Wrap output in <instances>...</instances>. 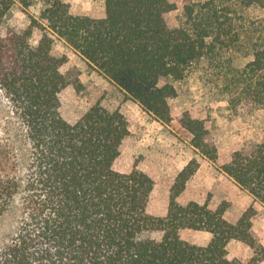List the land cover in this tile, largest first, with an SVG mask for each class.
Returning <instances> with one entry per match:
<instances>
[{
  "label": "trees",
  "instance_id": "16d2710c",
  "mask_svg": "<svg viewBox=\"0 0 264 264\" xmlns=\"http://www.w3.org/2000/svg\"><path fill=\"white\" fill-rule=\"evenodd\" d=\"M37 1L46 23L33 18L19 33L9 20L22 1L0 0V91L20 123L19 154L13 156L15 143L0 145V221L15 202L21 209L15 235L0 249V264H264L254 206L230 221L224 205L213 210L178 201L200 168L197 159L176 177L167 215L155 216L148 210L155 176L141 161L118 165L131 134L128 117L100 102L74 124L60 112L61 94L72 82L62 71L67 56L54 51L55 37L127 99L171 124L169 100L178 95L174 83L217 44L241 40L233 29V0L186 5L180 27L169 19L179 9L177 0H105L100 18L73 15L65 0L23 4ZM237 1L246 8L264 7V0ZM253 25V60L247 69L259 78L254 93L264 104V24ZM36 28L42 37L33 44ZM75 81L82 86L79 78ZM176 120L191 135L196 152L264 205V142L250 152H234L220 165L205 121L191 111ZM189 230L212 238L204 246L192 244ZM232 241L245 243L252 256H234L228 250Z\"/></svg>",
  "mask_w": 264,
  "mask_h": 264
},
{
  "label": "rangeland",
  "instance_id": "374dc122",
  "mask_svg": "<svg viewBox=\"0 0 264 264\" xmlns=\"http://www.w3.org/2000/svg\"><path fill=\"white\" fill-rule=\"evenodd\" d=\"M20 1H22L21 6L9 20L12 28L23 33L31 25L33 18L46 23L40 19L42 5L39 1L31 6L23 4L24 0ZM65 1L69 3L73 15L100 18L106 12L105 0ZM204 1L206 0H177L179 9L171 13L169 19L175 26L180 27L184 21V7ZM229 5L233 17V29L242 34L241 40L235 43L228 42L229 44L226 45L217 44L203 60L188 69L183 80L174 83L178 95L169 100L175 118L169 125L157 121L139 104L127 99L121 90L92 69L72 47L55 37L54 51L57 55L67 56L68 61L62 71L72 82L61 94L62 116L74 124L94 104L100 102L106 109L120 110L128 117L131 134L122 145V155L118 165L131 167L136 161H141L143 166L155 176L156 185L148 209L149 213L155 216L167 215L171 194L170 184L176 171L185 167L192 159L200 161L204 159L192 146L191 135L182 128L176 118L191 111L205 121L209 130V139L218 148L220 165L227 164L234 152L239 150L250 152L264 142V104L254 93L259 78L253 76L247 69V65L253 60L251 31L254 23L257 25L255 27L264 24V7L255 5L246 8L237 0L231 1ZM41 37L42 30L36 28L32 43L37 44ZM75 78H79L82 86H77ZM165 82L162 81L161 84ZM19 130L20 123L17 116L12 113L7 97L0 91V145L15 143L13 156L20 152ZM213 165L216 171H221L217 164L213 163ZM216 176L219 182L214 189L195 190L192 195L202 200L203 205L208 204L213 210L226 206V218L230 221H238L252 206H248L249 194L234 181L223 178L220 174ZM255 209L257 214L253 218L254 230L264 245V205L258 202ZM20 214V204L17 201L1 218L0 249L15 235ZM186 235L192 244L199 246L207 245L212 238L211 234L204 231L189 230ZM151 236L160 238L158 233ZM247 249H249L248 253L252 254L251 248L240 241H232L229 245V251L233 255L244 254Z\"/></svg>",
  "mask_w": 264,
  "mask_h": 264
},
{
  "label": "crops",
  "instance_id": "0c3cea01",
  "mask_svg": "<svg viewBox=\"0 0 264 264\" xmlns=\"http://www.w3.org/2000/svg\"><path fill=\"white\" fill-rule=\"evenodd\" d=\"M202 156V155H201ZM203 157V156H202ZM204 159H207L206 157H204ZM203 161H199L200 163V168L199 170L197 171L196 175L191 178L189 180V182L187 183V188L186 190L179 196L178 198V201L183 204V203H186V202H191V201H195V202H198L200 204L203 203L202 200H199L198 198H194V196L192 195V193L195 191V190H198L200 191L201 190H206V189H209V188H215V186H217V183L219 182V179L218 177L216 176L217 174H220L221 177L223 178H226V179H230L232 180L225 172H223L222 170L221 171H216V169L214 168V165L213 163H211V161L209 159L207 160H204ZM207 163V165H206ZM184 169V167L182 169H178L174 175V178L170 184V190L176 180V177L178 176V174ZM216 171V172H215ZM218 172V173H217ZM233 181V180H232ZM197 188V189H195ZM169 190V191H170ZM243 190V189H242ZM245 191V190H243ZM154 192V190H153ZM247 192V191H246ZM249 194V193H248ZM191 195V196H190ZM249 196V205H254V207L258 204L257 201H255V199L253 198V196H251L250 194L248 195ZM205 204V203H204ZM203 205V204H202ZM251 207V206H250ZM208 233V232H206ZM210 234V233H209ZM263 241V240H262ZM264 243V242H263ZM230 245V244H229ZM229 245H228V250H229ZM245 252V253H244ZM243 253L244 254H236L234 253V255H236L237 257H241L242 255H249V256H252V254L248 253L249 252V249L245 250Z\"/></svg>",
  "mask_w": 264,
  "mask_h": 264
}]
</instances>
